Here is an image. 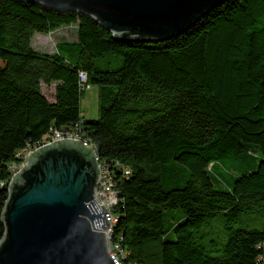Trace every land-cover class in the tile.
<instances>
[{"label": "trees", "instance_id": "1", "mask_svg": "<svg viewBox=\"0 0 264 264\" xmlns=\"http://www.w3.org/2000/svg\"><path fill=\"white\" fill-rule=\"evenodd\" d=\"M72 24L75 40L54 51L32 44ZM79 72L98 98L84 137L130 169L114 172L113 238L127 258L264 264V0H225L175 37L139 42L76 11L0 0V238L8 166L51 127L83 118ZM41 83L54 84L53 101ZM170 208L183 216L164 227Z\"/></svg>", "mask_w": 264, "mask_h": 264}, {"label": "water", "instance_id": "2", "mask_svg": "<svg viewBox=\"0 0 264 264\" xmlns=\"http://www.w3.org/2000/svg\"><path fill=\"white\" fill-rule=\"evenodd\" d=\"M76 11L123 41H164L225 0H18ZM92 145L59 138L29 152L9 179L1 218L0 264H115L104 233L107 212L93 197Z\"/></svg>", "mask_w": 264, "mask_h": 264}, {"label": "built area", "instance_id": "3", "mask_svg": "<svg viewBox=\"0 0 264 264\" xmlns=\"http://www.w3.org/2000/svg\"><path fill=\"white\" fill-rule=\"evenodd\" d=\"M79 84L86 85L85 72H79ZM59 138H76L83 145H88V146L92 145L93 147V151L95 153L97 160L98 173H97V178H96L92 198L98 205L104 204L105 206L107 212V225L105 227L104 233L106 236V229L107 226L110 224V221L112 219H118L117 215H115V213L113 212L115 205L118 203V197H119L118 190L115 187L116 182L114 180V172L117 170L120 173H122V175L127 177L130 174V169L127 166H125L123 163L118 161L117 159L108 161L103 158H100L96 152V147L84 137V132L82 130V122L80 123L76 121L72 125L51 127L50 131L40 140L33 143H26L24 147H22L15 153V157L17 158V160L12 162L8 166V169L10 171V178L15 172H17L24 165L29 152ZM8 182L9 180L6 183V186L8 185ZM121 240H122L121 236L119 238H117L116 236L115 239L116 250H123L124 257H128L129 251L122 246ZM116 250L108 249V252L114 262H115ZM128 264H139V263L128 259Z\"/></svg>", "mask_w": 264, "mask_h": 264}, {"label": "rangeland", "instance_id": "4", "mask_svg": "<svg viewBox=\"0 0 264 264\" xmlns=\"http://www.w3.org/2000/svg\"><path fill=\"white\" fill-rule=\"evenodd\" d=\"M76 27L75 25H68V26H62L59 27L52 32L41 34L36 33L32 38V44L34 47H36L38 50L43 52H52L55 49V44L60 40L65 41H72L76 38ZM78 86L79 89L84 91V93L81 96L80 100V109L82 113V119L81 121L77 120V122H82L84 119H92L97 117V111H98V98H97V88L95 86H91L89 83H87V76H86V85H80L79 84V78H78ZM41 91L44 94V96L49 100L53 101L54 99V84H45L41 83ZM67 124V125H72ZM65 126V125H62ZM228 167L227 162H223L222 164L218 163L217 167H214V171L219 175L222 174L225 175V169ZM221 172V173H220ZM214 177H217V174H215L212 171ZM222 176V178H223ZM221 185V182L217 181V186ZM183 216V211L180 208H170L163 211V224L164 227L170 226L175 221L179 220ZM120 235H117V238H119Z\"/></svg>", "mask_w": 264, "mask_h": 264}, {"label": "bare ground", "instance_id": "5", "mask_svg": "<svg viewBox=\"0 0 264 264\" xmlns=\"http://www.w3.org/2000/svg\"><path fill=\"white\" fill-rule=\"evenodd\" d=\"M118 219H112L110 221V224L107 226L106 229V239H107V244H108V249L109 250H116V237L113 238V231L114 227L116 225V222ZM115 263L116 264H128V258L124 257V251L123 250H116L115 251Z\"/></svg>", "mask_w": 264, "mask_h": 264}]
</instances>
